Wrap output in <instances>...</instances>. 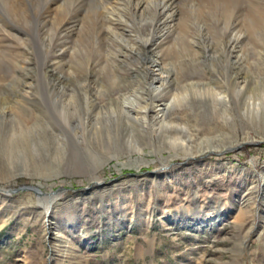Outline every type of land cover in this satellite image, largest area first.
<instances>
[{
    "label": "rangeland",
    "instance_id": "rangeland-1",
    "mask_svg": "<svg viewBox=\"0 0 264 264\" xmlns=\"http://www.w3.org/2000/svg\"><path fill=\"white\" fill-rule=\"evenodd\" d=\"M8 1L0 264H264V109L253 122L245 108L264 103V0H171L172 15L145 14L154 34L125 15L75 21L102 0ZM153 60L177 79L150 103L169 106L166 127L133 120L119 99ZM243 75L246 90L227 86ZM191 85L199 94L170 104ZM204 87L228 90L232 110Z\"/></svg>",
    "mask_w": 264,
    "mask_h": 264
},
{
    "label": "bare ground",
    "instance_id": "bare-ground-1",
    "mask_svg": "<svg viewBox=\"0 0 264 264\" xmlns=\"http://www.w3.org/2000/svg\"><path fill=\"white\" fill-rule=\"evenodd\" d=\"M34 1H36V0H34ZM74 1H76V0H74ZM102 1L103 2L100 3V7H99V5H95L96 6L95 10L100 9V11H95V12L89 11L85 15H76V20L75 21L79 22V23H82V24H86V23H94V20L95 19L98 20L101 15L107 17L106 19H108V20H113L112 19L113 17H117V18L120 19V18H122L125 15L127 17L128 16L131 17V19H132L131 22H136L137 23V22L140 21V23H141L140 27L143 28V29H147L148 30V28L150 27L151 28V33L154 34L155 25L156 24H153V22L155 23V20L152 19V18H146L145 14L148 13L147 11L151 12L153 10V11L159 12L160 15H162L164 13L172 15V13H171L172 10H170L171 7H172V5L170 4L171 0H102ZM168 1H169V3H168ZM46 2H48V1H46ZM171 3H173V2H171ZM10 4H12V3H10ZM60 7L62 8V6H60ZM213 7H214V5H213ZM10 10H11V8L9 9V11ZM62 15H63V13H62ZM170 18H172V17H170ZM155 19H157V18H155ZM123 20L125 21V18H123ZM0 21H1V19H0ZM112 27H114V26H112ZM138 31H140L139 34L141 35V38L143 39V44H145V48L148 49L149 48L148 45L150 44L149 42L154 41L153 36H149L146 39V37L144 38L142 31L140 29H138ZM113 34H114V32H113ZM82 35L85 36V31L82 32V30H81V33H80L79 36H81V38H82ZM117 36H116V39L120 41L121 37H119V36L117 37ZM127 48H128L129 51L132 50V47H127ZM145 62H146L145 64L149 63L147 61V59L145 60ZM235 65L236 64H233V66H235ZM141 72H142L141 76H137L136 75V79H137V82L135 84L136 88L135 87L134 88L131 87V89H129L133 93L128 95L127 94L128 92H127V93H124V94L120 95L119 99H120V101L122 103V108L126 109V111L130 112V114H132V113L135 114L136 116L133 118V120L138 121L139 123L142 122L143 124L145 123L146 125L154 123L153 124V126H154V125H156L155 123L158 122V123L162 124L163 127H166L168 125V123H167V121L165 119V117H166L165 116V111L167 110V108L169 106H164L163 108H161V105H155L154 106V104L152 105L150 103L152 102L153 99H155L157 97H160L163 93H165L167 91L171 92V91L174 90L173 86H174L175 81L177 80L174 77V73H173L174 71L172 72V70L170 71L169 68L167 69L166 67H163L158 60H156V61L153 60L152 62H150L149 66L145 67V69H142ZM239 72H241V71L239 70ZM239 72H236V74L234 76H238ZM238 79H239L238 77L237 78L236 77L230 78V80L227 81L226 84H227L228 87L229 86H231V88L234 87V89L235 88L236 89L240 88L239 92L241 93L243 90L247 89V81L248 80L246 79V75H243L241 77V79H242L241 82H239ZM66 86L69 87V86H71V84L69 83ZM198 87H197V85L187 86V87L184 88V90H185L184 93L185 94L184 93L183 94L175 93L174 97H173V100H172V102L170 104L172 105V104H174V102H180V100H181L180 96L181 95L183 96V95L191 94V96H192V94L193 95L197 94V93L199 94V88ZM224 87L226 88V86H224ZM178 88H179V86H178ZM62 89L66 90V88H64V87ZM204 89H205V91H204ZM204 89H202L200 91H203L205 95L207 93H210V92L214 96L215 95H220V97H217V96L215 97V103L217 105L222 104L224 106V108H226V110H225L226 113H228L230 111V109L232 110V106H233L234 102L232 101V99H230V93L228 92V90L223 89V90H220L218 92V91H216V89L214 87H209V88H205L204 87ZM206 91H208V92H206ZM131 92L129 91V93H131ZM134 93H138V95H142V96H146L147 97L146 99H148V100H146V101H148V102L146 103V105L144 107H139L138 105L135 104V103H137V98H134ZM235 93L239 94L238 92H235ZM243 94H242V96H243ZM233 95H235V94H233ZM194 96H196V95H194ZM86 99H87L86 102L88 103L89 102L88 97ZM71 100H74V96L73 95L71 97ZM170 104H168V105H170ZM263 104L262 103H257V102H251V101L249 103L245 104V106H246L245 108L250 110L249 111L250 112V117H252L251 119H252L253 122H257V121L262 122L263 121L262 120L263 119L262 118V114H263V109H264ZM6 110H8V107H6L5 105L0 107V113H4ZM152 110L157 115L156 117H154V120H151L150 117H149L150 116L149 114L152 112ZM242 112L243 111H241V114H242ZM259 113L261 114V116H259ZM235 116H236V114H235ZM241 116L243 117V115H241ZM235 119H237V117H235ZM168 126H170V125H168ZM236 126H237V128L239 127L238 124H236ZM148 128H151V127H148ZM236 138H237L236 139V143H234L233 147H236V146L237 147H241L242 146V140H241L240 133L237 134ZM173 141H174V144L177 147L181 148V150L185 149V148H188L187 147L188 146L187 142L184 141L182 139V137L174 138Z\"/></svg>",
    "mask_w": 264,
    "mask_h": 264
},
{
    "label": "water",
    "instance_id": "water-1",
    "mask_svg": "<svg viewBox=\"0 0 264 264\" xmlns=\"http://www.w3.org/2000/svg\"><path fill=\"white\" fill-rule=\"evenodd\" d=\"M241 149H239V150H228V151H224V152H220V153H216V152H212V153H209V154H214V155H216V156H222V155H224V154H227V153H231V152H236V151H240ZM203 157V156H202ZM206 157V156H205ZM20 190H23V189H16V190H14V189H9V190H2V192H5V193H11V192H15V191H20ZM28 190H33V191H35V192H38L39 194H41V192H39L38 190H36V188H28ZM47 218L49 219L50 218V216H51V210L50 211H48L47 212ZM50 221L48 220V226L50 227ZM51 235V231H50V228H49V236ZM51 254H52V249H51ZM48 262H49V264L51 263L50 262V258H49V260H48Z\"/></svg>",
    "mask_w": 264,
    "mask_h": 264
}]
</instances>
